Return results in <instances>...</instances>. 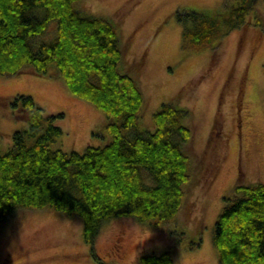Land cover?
<instances>
[{"label":"trees","instance_id":"1","mask_svg":"<svg viewBox=\"0 0 264 264\" xmlns=\"http://www.w3.org/2000/svg\"><path fill=\"white\" fill-rule=\"evenodd\" d=\"M78 1L0 0V75L12 77L28 67L38 75H56L105 114L112 139L83 152L53 149L51 143L63 135L55 122L64 115L48 114L31 95L11 98L8 105L28 126L13 133L8 150L0 149V229L22 209L78 217L84 241L104 264L94 244L109 221L132 217L160 226L176 219L191 180L186 148L193 131L186 123L189 111L173 102L154 113L153 129L141 128L144 94L120 68L124 50L118 29L107 17L79 11ZM255 1L226 4L222 11H177L183 50L217 48L245 22ZM53 20L56 36L38 43ZM225 200L212 235L220 264H264V183L237 184ZM179 233L181 241L185 232ZM179 241L161 254L141 255L140 264H174Z\"/></svg>","mask_w":264,"mask_h":264},{"label":"rangeland","instance_id":"2","mask_svg":"<svg viewBox=\"0 0 264 264\" xmlns=\"http://www.w3.org/2000/svg\"><path fill=\"white\" fill-rule=\"evenodd\" d=\"M240 0H79L84 14L107 17L116 25L124 50L120 68L144 94L140 126L154 128L163 103L187 109L193 140L184 205L175 220L151 226L132 217L115 218L98 234L95 253L104 264H140L143 254H161L176 245L174 264H220L212 243L225 197L237 184L264 183V0H256L245 22L217 48L187 52L177 11H222ZM257 17L261 19L257 22ZM50 22L38 43L56 36ZM53 66L50 67V73ZM18 94L31 95L48 114H63L56 125L63 135L53 149L83 152L105 145L112 136L105 114L73 94L56 75L31 68L0 75V149L12 146L15 131L28 126L8 105ZM239 173V175H238ZM176 230L177 233H172ZM199 246H192V244ZM0 264H99L84 241L80 218L48 210L22 209L0 229Z\"/></svg>","mask_w":264,"mask_h":264},{"label":"flooded vegetation","instance_id":"3","mask_svg":"<svg viewBox=\"0 0 264 264\" xmlns=\"http://www.w3.org/2000/svg\"><path fill=\"white\" fill-rule=\"evenodd\" d=\"M238 175H239V173H238Z\"/></svg>","mask_w":264,"mask_h":264}]
</instances>
